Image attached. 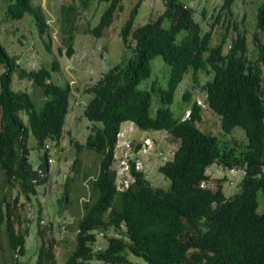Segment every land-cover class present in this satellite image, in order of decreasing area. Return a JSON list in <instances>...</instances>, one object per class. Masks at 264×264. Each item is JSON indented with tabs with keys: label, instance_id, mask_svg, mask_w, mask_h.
Listing matches in <instances>:
<instances>
[{
	"label": "trees",
	"instance_id": "obj_1",
	"mask_svg": "<svg viewBox=\"0 0 264 264\" xmlns=\"http://www.w3.org/2000/svg\"><path fill=\"white\" fill-rule=\"evenodd\" d=\"M33 1L10 0L7 15L17 21L33 16L43 36L48 26L41 8ZM90 1L86 0V5ZM100 1L108 8L92 31L97 38L124 10L125 0ZM235 1L225 0L221 11L232 14ZM140 6L141 1L121 30L125 49L132 54L86 90L94 95L84 110L92 130L85 144L76 147L78 153L96 152L100 163L97 176L90 181L91 199L84 202V213L77 222L75 248L64 264H133L130 256L146 264H264V213L258 211V193L264 192V1L258 8L254 34L259 48L255 61L249 58L247 34L231 20L227 32L232 28L235 36L230 51L225 53L228 34L218 46H212L213 31L204 33L195 20V11L181 0H166V10L157 20L135 27ZM70 13L62 22V30L69 34L63 41L68 57L75 54L76 21ZM159 56L170 68L167 88L154 81L150 90H141L139 86L153 75L152 61ZM18 59L0 42V65L5 69L0 75V172L4 185L20 189L26 198L22 202L20 193L13 199L12 191L5 192L6 187H1L0 237L4 226L10 249L22 257L30 235L25 206L28 202L37 205L33 197L49 181L50 150L63 138L73 89L53 81V72L60 71L57 61L51 68L27 70L21 68ZM201 72L212 78L202 90L209 109L221 118L222 131L233 134L241 128L246 142L239 143L238 137L231 135L235 145L229 147L217 136L203 132L199 124L204 110L196 101L190 119L173 114L170 106L185 76L192 73L193 81L198 83ZM15 74L42 90V106L38 107L28 92L13 90ZM196 87L193 85L184 95L186 103ZM154 94L159 95L163 105L155 117L151 115ZM128 121L143 131H166L179 143L175 156L159 168L170 181L168 188H155L145 173L135 172L136 183L125 192L117 190L112 170L114 149L117 135ZM31 135L38 142L36 148L45 152L37 169L30 160ZM80 163L79 158L74 162L77 173ZM214 164L246 171L238 193L227 197L221 184L216 191L201 187L209 179L207 169ZM88 177L86 174L85 179ZM70 181L58 201L60 214L71 203ZM38 214L41 246L37 261L30 264H58V242L55 237L48 239L40 223L41 207Z\"/></svg>",
	"mask_w": 264,
	"mask_h": 264
},
{
	"label": "rangeland",
	"instance_id": "obj_2",
	"mask_svg": "<svg viewBox=\"0 0 264 264\" xmlns=\"http://www.w3.org/2000/svg\"><path fill=\"white\" fill-rule=\"evenodd\" d=\"M9 1L0 0L1 44L11 55L18 56V63L21 68L27 70H38L43 67L51 68L52 63L57 61L60 64V71L53 72L52 79L58 85H70L73 94L63 138L59 145L54 143L50 150L53 162L51 163L49 181L44 186H40L38 195L33 197V200L37 201V205L34 206L31 202H28L25 206L24 216L26 217L24 218L25 222H28L26 227H30L26 255L20 257L12 252L3 226L1 227L0 237V264H16V258L19 259L18 264H30L37 261L41 239L38 235L39 228L36 219L39 216L40 207L42 209L41 216L44 219V223H41V225L47 231L48 239L51 237L56 238L58 242L55 247L57 262L58 264H64L75 248L77 222L84 213V202L91 199L89 193L90 181L97 176L100 163V156L96 152L82 150L78 153L76 147V144H85L92 130V124L85 117L84 110L94 95L87 93L86 90L94 86L105 72L125 61L132 54L131 50L127 51L125 49L121 38V30L135 6L141 1L139 14L135 22V27H138L157 20L166 10V0H125L123 3L124 10L116 14L112 26L103 32L101 38H97L92 32L100 23L108 8V4L100 0H92L87 5L86 0H34V5L41 8L48 26L43 36L33 16L26 15L18 21L8 18ZM181 1L195 11V20L201 24L204 33L210 30L213 31L212 46H218L228 34L225 53L230 51L231 39L235 36L234 29L231 28L227 32L231 20L238 25L241 33L247 34L250 60L255 61L259 57V48L255 43L254 34L257 32L258 8L264 0H236L232 6V14L221 11L225 0ZM68 13L76 21L75 54L72 57L66 55V48L63 45L64 39L69 36L68 33L62 30V22L68 18ZM220 14L222 16L218 21ZM261 42L264 45V31L261 33ZM46 44L51 46V51L48 50ZM60 49H63V53H60ZM152 67V77L145 80L139 88L150 90L154 81L159 86L167 88L170 68L164 59L161 56L156 57L152 61ZM4 70V67L0 65V75ZM210 78L209 74L201 72L199 82L195 83L192 73L185 76L170 106L176 118H185L186 111L191 109L195 101L200 100L205 104L206 94L202 87ZM193 85H197V87L192 91L191 100L186 103L184 95L192 89ZM12 86L15 91L28 92L38 107L44 104L45 98L42 90L35 88L32 82L20 80L15 74ZM162 106L159 95L154 94L151 115L155 117L158 109ZM202 116L203 120L199 124L200 129L205 133L217 136L224 145L229 147L235 145V139L231 135H236L239 143L246 142L245 133L241 128H236L233 134H225L221 128V118L208 106H206ZM23 118L28 123V117L25 114ZM140 135L144 137L145 134ZM147 135L156 142V152L148 159L145 167L147 178L155 188H168L170 181L160 173L159 168L166 163L168 160L166 158L170 157L161 158L158 154L179 147V143L173 141V138L166 132L149 131ZM138 139L140 138L138 137ZM28 145L31 149L30 160L37 169L45 152L36 148L38 142L33 135L29 137ZM77 158L81 162L79 173L74 169V162ZM211 170L216 171L217 169L211 168ZM86 174L89 175L87 179H85ZM214 178L221 179L218 176ZM70 179H72L70 186L73 187L70 195L71 203L68 205V209L60 214L58 201L65 194ZM223 182L224 180L218 181L221 185ZM2 186H5L4 176L0 172V195L2 194ZM225 188L227 189L226 192L231 195L240 191L239 186L233 188L225 186ZM5 190V192L12 191L13 199L21 193L22 202H26V198L20 192V189L16 187L11 189L7 186ZM258 200L260 203L258 211L262 214L264 213V192L259 191ZM102 244L105 246L104 243ZM130 259L133 264H146L143 260L133 256H130ZM93 264L102 263L94 261Z\"/></svg>",
	"mask_w": 264,
	"mask_h": 264
},
{
	"label": "built area",
	"instance_id": "obj_3",
	"mask_svg": "<svg viewBox=\"0 0 264 264\" xmlns=\"http://www.w3.org/2000/svg\"><path fill=\"white\" fill-rule=\"evenodd\" d=\"M199 105L205 108L202 101H199ZM191 111L186 113V119H190ZM140 129L133 122L124 123L123 127L117 135V144L114 149V162L112 170L115 173V185L119 192H125L129 190L136 183L135 172L147 173L145 170L148 159L151 155L156 152V142L151 137H139L138 132ZM138 137L140 139H138ZM177 148L171 149L167 152H160L158 155L161 158L169 156L172 159L175 156ZM165 159V160H166ZM166 161V162H167ZM50 163L53 162V158L49 160ZM211 168H216V171H212ZM39 174L43 176V172L39 170ZM246 171L241 168H229L225 169L223 166L214 164L209 167L206 171L208 180L201 183V187L205 189H210L216 191L219 180H224L222 186L224 188L227 197L231 194L227 193L225 186L230 188L237 187L242 179L245 177ZM218 176L221 179H215ZM37 220V219H36ZM40 223H44V219ZM99 238H103V234H99ZM96 248L99 247V242Z\"/></svg>",
	"mask_w": 264,
	"mask_h": 264
},
{
	"label": "clouds",
	"instance_id": "obj_4",
	"mask_svg": "<svg viewBox=\"0 0 264 264\" xmlns=\"http://www.w3.org/2000/svg\"><path fill=\"white\" fill-rule=\"evenodd\" d=\"M230 49H231V47H230ZM28 82H29V81H28ZM199 101H200V100H199ZM199 101L197 102L198 105H199ZM205 104H206V105H205ZM205 104H204V105H205V108L202 107L201 105H199V106H201V107L203 108V110H205V109H206V106H208V104H207L206 102H205ZM188 111H191V109H190V110H187L186 113H187ZM186 113H185V115H186ZM185 115H184V116H185ZM182 120H184V118H182ZM186 120H188V119H186ZM128 122H131V121H128ZM125 123H126V122H125ZM133 123H134V122H133ZM134 124H135V123H134ZM123 125H124V124H123ZM135 125H136V124H135ZM136 126H137V125H136ZM137 127H138V126H137ZM138 128H139V127H138ZM139 129H140V128H139ZM158 132H166V131H158ZM143 133L145 134L144 137H147V136H148V135H147L148 132H147V131H143V130H141V129H140V131L138 132V136H139V137H143V136L140 135V134H143ZM166 133H167V132H166ZM168 134H169V133H168ZM52 158H53V157H52ZM239 184H240V183H239ZM233 195H234V194H233ZM231 196H232V195H231Z\"/></svg>",
	"mask_w": 264,
	"mask_h": 264
},
{
	"label": "crops",
	"instance_id": "obj_5",
	"mask_svg": "<svg viewBox=\"0 0 264 264\" xmlns=\"http://www.w3.org/2000/svg\"><path fill=\"white\" fill-rule=\"evenodd\" d=\"M67 119H68V117H67Z\"/></svg>",
	"mask_w": 264,
	"mask_h": 264
}]
</instances>
